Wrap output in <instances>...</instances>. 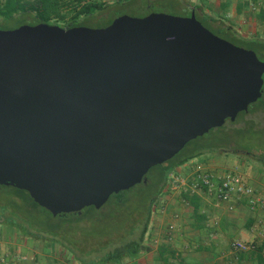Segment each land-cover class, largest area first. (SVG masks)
<instances>
[{
    "label": "water",
    "instance_id": "1",
    "mask_svg": "<svg viewBox=\"0 0 264 264\" xmlns=\"http://www.w3.org/2000/svg\"><path fill=\"white\" fill-rule=\"evenodd\" d=\"M264 61L188 17L0 30V186L52 217L99 210L247 112Z\"/></svg>",
    "mask_w": 264,
    "mask_h": 264
},
{
    "label": "rangeland",
    "instance_id": "2",
    "mask_svg": "<svg viewBox=\"0 0 264 264\" xmlns=\"http://www.w3.org/2000/svg\"><path fill=\"white\" fill-rule=\"evenodd\" d=\"M97 1L107 5L111 4L113 0ZM214 1L215 3L217 2V0ZM178 2L180 5H176L172 0H162L160 5H153L148 10L122 8L119 10L117 16L127 15L130 17L141 18L149 13H163L176 17H188L191 13L189 11L190 6H199L197 0H178ZM34 24L35 21H28L22 25ZM105 24L106 22L103 20L97 22L86 21L82 26L95 29L102 28ZM19 25V22L5 21L0 24V30L15 29ZM205 26L209 28V26ZM210 31L214 33V35L229 41L237 47L252 50L251 44L254 39H241L242 41L231 40L226 32H219L211 28ZM257 57L261 61L264 60L260 55ZM221 127L224 128L220 132ZM221 127L210 130L203 136L193 140L181 150L180 156L190 154L200 145L208 147H214L216 145L217 148L214 151H206L201 156L222 157V162L217 164V168L222 169L221 172L223 173L227 171L239 173L245 179L249 187L255 190L257 195H260L264 199V83L262 86L261 97L248 107V111L242 116L237 115V118L233 122L226 121ZM236 130H243L239 133L241 136ZM226 141L228 142L226 143ZM230 149L236 150L237 152L232 153L233 151ZM199 164L203 165L204 163ZM199 164L190 165V167L187 168V174L184 176L180 171L173 173L176 172V167L171 173H169L164 187L158 194H155V191L158 188L159 169L153 167L144 177V179L148 181L147 183H149V186L145 190L144 187H137L136 190L138 191L136 195H133L134 192L127 194L131 204L135 207L139 206L140 197L143 191H147V194H152V197L155 198L151 205L150 219L147 231L143 238L142 253H140L138 257H135L134 260L136 262L138 261L142 264H157L158 260H156V257L158 255V250H160L161 246H167L166 248L168 252L170 250L177 252L178 250V254H181L184 260L187 259L185 260L187 263L201 264L199 263V251H197V249L207 248V250H210L212 248L213 250L211 249V251L213 254H216L217 257L212 264H238L235 262L232 252L248 251L235 250V242H240L247 244L248 247H253L251 251H255L259 246L261 247V242H264V206L258 210L259 213H255L258 211H254L250 212V215H248L244 209L237 212L239 208L237 209L238 204L236 203V209L232 212L238 213V216L236 217L239 218L236 222L237 226L240 225L243 227L244 224H246L245 222L247 218H251L252 216L255 217L254 220L256 222H254L252 226H245L248 228L247 231H245L248 236H250L247 239L246 237H242L239 233V231L243 229L236 228L239 237H236L235 239L238 240L235 241L234 238H231L232 230L229 228L230 226L233 227L235 225L232 226L230 217L226 216V214H232V212L214 206L213 201L200 192L198 212L207 216V222L201 224L204 225L205 230L203 233H205L199 234L198 229L193 228L196 219L192 207L183 200L182 196L186 194L184 190L187 185L192 182V178H194V168ZM170 175H172L171 178ZM188 175L189 177L187 179L190 181L185 178ZM255 176L263 178L259 185L255 184L257 186H253L250 183V181L255 182ZM173 180H175V183H172ZM112 199L113 198L111 197L109 198L106 204L101 207L102 210L103 208L106 209V206L113 201ZM93 213L96 214L94 210ZM0 218L11 222L7 223L11 224L8 225V227L11 228L13 238L21 236L23 241L31 238L32 241H34L33 244H36L34 245V248L38 249L37 251L40 252L39 260L33 259L34 261H30L32 262L30 264H47V262H54L56 264H62L63 262H66L67 264H80V262L76 260V257L79 256L78 252L70 254L58 243L46 242L47 234H50L54 224L60 218L52 217L42 208L35 205L26 192L17 190L13 187L0 186ZM98 219L99 220L96 221L91 220L89 231L82 234V238L79 236V232L74 233L73 235H68L72 239L74 246L85 241V238H87V240L82 247L87 251L97 249L98 244L101 245L108 241H113L114 243L111 246H108L106 250L119 245V242L117 241L119 238V232H115L119 229V213L116 211H107L106 214L103 215H100L99 213ZM210 220L213 221L211 222ZM169 223L175 226V232L173 233L172 239L167 241L165 229ZM209 223H212L213 225L211 226ZM82 225L87 226L88 224L82 223L81 226ZM210 226L213 231L216 229L217 234L214 235V233L210 232L212 235H207L206 230L209 229ZM24 231L27 233L29 232L31 235H27ZM111 233L114 234L111 236H103L99 239V235ZM216 242H219L222 246L221 249L218 247L217 251L215 246V244H217ZM19 245L22 244L19 242ZM28 245H30L29 241ZM167 254L168 253L165 252V256ZM89 258H91V256L86 259L88 260ZM1 259L6 258L2 257ZM18 261L15 260L14 263L17 264L19 263ZM240 264L257 263L255 259H249L242 261Z\"/></svg>",
    "mask_w": 264,
    "mask_h": 264
},
{
    "label": "trees",
    "instance_id": "3",
    "mask_svg": "<svg viewBox=\"0 0 264 264\" xmlns=\"http://www.w3.org/2000/svg\"><path fill=\"white\" fill-rule=\"evenodd\" d=\"M161 1L162 0H113L111 4L106 5L97 0H0V24L5 21H15L22 25L28 21H35L34 25L44 23L69 29L73 27H80L86 21L97 22L103 20L106 22L104 25V27H106L116 17H118L117 15L119 14V10L122 8L132 10H148L153 5H160ZM172 1L176 5H180L178 0ZM190 9V11L195 14L196 19L205 28H207L205 25L209 26V28H207L209 31L211 28L219 32H226L227 36L231 40H241L236 37L230 28L221 24H216V21L212 18L199 14L198 8L193 7ZM251 46L256 56L260 55L264 58V40L254 39ZM244 114L245 112H242L239 113L238 116H242ZM223 128L224 127H221L220 132ZM236 131L239 134L241 133L240 131L243 130ZM239 135L241 136V134ZM228 141H226V143ZM188 144H186V146ZM216 148V145L214 147L200 145L190 154L180 156V151L169 161L155 166V168L159 169L158 188L155 191V194H158L161 191L169 173H171L176 167H179L192 159L200 157L206 151H214ZM230 150L233 151L232 153L237 152L233 149ZM147 182L148 181L145 180L144 183L136 185L127 191L113 194L111 196L113 201L106 206V209L103 208L102 210L101 208L99 210H95L93 207H88L83 209L80 214H61L56 216L60 219L54 224L50 234H47L46 242L58 243L70 254L78 252L79 256L76 257V260H78L80 264H138L134 259L142 253L143 238L147 231L151 214V205L155 198L152 197V194H147V191H143L140 197V204L135 207L131 204L127 194L134 192L133 195H136L138 191L136 188L139 186H141V188L144 187L145 190L149 186V183ZM182 197L183 200L192 207L193 214L196 219L193 228L200 229L202 227L201 224L206 220V216L198 212L200 203L199 197L189 194H184ZM93 210L96 214L93 213ZM105 211H116L119 213V229L115 231L116 233L119 232V238L117 239L119 245L106 250L108 246H111L114 243L113 241H108L101 245L98 244L97 249L87 251L84 247H82L87 240V238H85V241L74 246L72 239L68 235H73L74 233L79 232V236L82 238V234L89 231V224L91 223V220H99V213L100 215H103L106 214ZM82 223H87L88 225L81 226ZM24 232L27 235H31L29 232ZM114 233L101 234L99 235V239L103 236H111ZM166 247L167 246H161L160 250H158V255L156 257V260H158L157 264H191L187 262L184 263V259L180 258V256L176 254V251L170 250L168 252ZM200 250H207V248L197 249V251ZM165 252L168 253L166 256ZM232 254L235 262L238 264L249 259H255L257 264H264L263 249L260 246L257 247L255 251H233ZM90 256L91 258L87 260L86 258ZM62 264L67 263L63 262Z\"/></svg>",
    "mask_w": 264,
    "mask_h": 264
},
{
    "label": "crops",
    "instance_id": "4",
    "mask_svg": "<svg viewBox=\"0 0 264 264\" xmlns=\"http://www.w3.org/2000/svg\"><path fill=\"white\" fill-rule=\"evenodd\" d=\"M197 1L199 2V6H190V8H193V7L198 8L199 14L212 18L213 20L216 21V24H221L225 27L230 28L237 38L242 39V40H247V39L264 40V0H217L216 3L214 0H197ZM190 8H189V11L191 10ZM220 162H222V157L217 158V157H210V156L209 157L200 156L198 158L192 159L188 161L187 163L177 167L176 172H173V173H177V171H180V173L184 176L185 174H187L188 172L187 168L190 167V165L204 163L203 165L202 164H199V165L202 166L204 170H207L211 174L218 175L222 173L221 172L222 169L217 168V164L218 163L220 164ZM188 177L189 175L186 176L185 178L187 179ZM262 179H263L262 177L255 176L254 178L255 182L250 181V183L253 186H257L255 184L259 185ZM187 180L190 181L189 179ZM237 204H238L237 209L239 208L237 212L244 209L246 210V214L250 215L249 213L251 211L248 210L245 203L237 202ZM237 212H234V213L232 212V214H229V213L226 214L227 217H230L232 226L235 225L233 227L231 226L229 227L232 230L231 238H234L235 241L238 240V239L236 240L235 238L239 237V235L237 234L236 228H242L243 230H240L239 233L242 235V237H246L247 239L250 236H248L246 232L248 229L246 227L252 226V224L256 222L254 220L255 217L252 216L251 218H247L245 222L246 224H244L243 227H241L240 225L237 226L236 222L239 219V218H236L238 216ZM255 213H259V211ZM210 221L212 222L213 220H210ZM205 222H207V216H206ZM209 224L211 226L213 225L212 223H209ZM8 225H11V224L7 223V221L0 218V264H15L14 263L15 260L16 261L20 260L18 261L19 263L17 264H30L32 263L30 261H34L33 259L39 260L40 252L37 251L38 249L34 248L35 247L34 245H36V244H33L34 241H32L31 238L23 241L21 236L17 238H13L11 228L8 227ZM211 226L209 227V229L206 230V233L208 236L212 235L210 234V232L214 233V235L217 234L216 229L213 231ZM204 230H205L204 225H202V227L198 229L199 234H204L205 233V232L203 233ZM28 241L30 245H28ZM19 242L22 245H24L25 243V245L24 246L19 245ZM216 243L217 244H215V246H216V251H217L218 247L221 249L222 246L219 242H216ZM261 248L263 249V252H264V242H261ZM211 249L199 251V254H198L199 256L198 259L200 261L199 263L212 264L215 261L217 257H216V254H213ZM176 254L179 255L178 250ZM179 256L180 258L183 259V256L181 254ZM2 257H5L6 259H1ZM185 260H183L184 263L186 262ZM137 263L142 264L138 261ZM47 264H56V263L47 262Z\"/></svg>",
    "mask_w": 264,
    "mask_h": 264
},
{
    "label": "built area",
    "instance_id": "5",
    "mask_svg": "<svg viewBox=\"0 0 264 264\" xmlns=\"http://www.w3.org/2000/svg\"><path fill=\"white\" fill-rule=\"evenodd\" d=\"M171 177L172 175H170ZM172 183H175V180ZM184 192L198 197L201 192L213 201L214 206L221 207L228 212L236 209L237 202H244L251 212L258 211L264 206V199L249 187L239 173L227 171L218 175L211 174L200 165L195 166L194 178H192V182L187 185ZM174 232L175 226L169 223L165 229L167 241L172 239ZM234 249L250 251L253 247L235 242Z\"/></svg>",
    "mask_w": 264,
    "mask_h": 264
}]
</instances>
